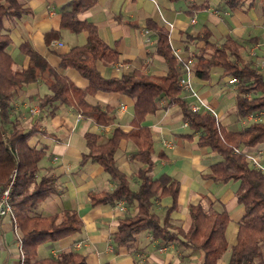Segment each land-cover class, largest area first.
I'll use <instances>...</instances> for the list:
<instances>
[{"label":"crops","instance_id":"0c3cea01","mask_svg":"<svg viewBox=\"0 0 264 264\" xmlns=\"http://www.w3.org/2000/svg\"><path fill=\"white\" fill-rule=\"evenodd\" d=\"M18 1L26 11L5 21L12 38L7 51L13 56L16 67L28 64L29 58L20 46L29 41L60 73L77 86L86 88L90 83L87 77L75 67H61L60 64L65 53L74 46L86 44L90 37L89 30L75 31L62 23L64 12L72 10L73 0ZM223 5L222 0H210L208 6L201 7L194 6L190 0H94L90 7L77 13V18L92 22L98 38L117 51L115 60H96V67L105 78H119L135 69L151 76L166 74V57L158 50L161 27L168 32L173 49L193 62L197 56H210L206 37L220 44L226 36H232L242 42L243 58L264 74V0H245L243 5L232 10ZM220 74V70L213 69L210 78L203 79L193 72L192 85L196 93L181 89V96L191 107L199 104L209 109L228 129H241L252 120L237 115L239 84L232 82V76L221 77ZM50 92L47 77L27 84L16 96L11 114L18 125L26 129L38 125L45 131L30 139L32 144L45 150L37 176H50L57 189L35 211L49 215L65 208L75 209L84 225L77 233L41 243L37 256H57L73 249L86 253L87 264H203L202 250L193 251L178 240L160 244L151 230H143L132 240L118 244L113 234L118 231L122 217L130 211L137 212L136 204L129 205L124 200L97 204L89 201V191L112 190L116 183L103 166L93 162L80 165L83 153L88 151L85 133L94 132L99 142H105L116 127L130 130L134 99L111 90L88 93L89 102L98 103L104 110L107 106L111 109L109 112L114 120L103 125L59 100L41 107L40 97ZM252 115L264 121V111ZM143 123L152 129L153 177L168 174L181 184L178 208L171 213V221L187 231L192 222L189 205L199 202L229 212L228 249L217 260V264H228L231 247L237 242L238 222L244 214L236 195L239 182H216L205 175L222 156L200 145L199 133L193 138L184 135L192 129L178 104L163 98ZM245 150L254 158L253 163L257 165L259 160L264 165V141ZM136 151L137 145L123 138L116 152L118 165L128 173L133 189L140 182L137 171L141 163L130 159ZM171 202V196L165 195L155 200L153 209L162 217ZM19 231L9 216L0 222V264H21V248L16 235Z\"/></svg>","mask_w":264,"mask_h":264},{"label":"trees","instance_id":"16d2710c","mask_svg":"<svg viewBox=\"0 0 264 264\" xmlns=\"http://www.w3.org/2000/svg\"><path fill=\"white\" fill-rule=\"evenodd\" d=\"M94 0H73L72 10L64 12L62 23L75 31L87 29L89 40L82 46H74L62 56L61 67L72 66L90 80L86 88L77 86L66 75L54 68L47 59L37 52L29 41L21 44V50L29 60L22 68L15 65L13 56L7 51L12 38L7 31L5 21L21 16L26 10L18 0H0V196L3 188L11 180L14 183L10 192L14 208V219L22 233L21 247L24 258L21 264H87V255L73 249L62 251L57 256L39 258L38 246L46 241H56L82 230L84 221L75 209H62L49 215L36 212L38 205L57 189L52 178L43 174L37 176L39 162L45 155L43 147L38 148L30 142L35 134L42 132L38 125L24 128L15 123L11 114L14 100L19 92L31 82L47 77L51 92L39 99L43 107L47 103L59 100L61 103L74 106L97 124L107 125L113 122L114 116L102 109L98 103L86 99L88 93L94 94L99 89L118 91L134 99L133 127L124 130L116 127L105 142H99L94 132H86L88 151L83 153L80 165L87 162L103 166L116 185L112 190L89 191V201L97 204L106 201L124 200L127 204H136V213L128 212L120 219L119 228L113 234L118 244L132 240L143 230H151L160 244L178 240L183 246L204 252L203 264H217V260L228 249L226 236L230 214L227 209L219 211L202 202L189 205L192 222L187 231L171 221V213L178 208L180 181L168 174L154 178L152 171L154 140L152 129L143 122L146 116L154 113L163 98L178 104L188 121L193 138L200 134L198 143L208 147L222 156V160L211 165L205 174L216 182H239L236 195L244 208L239 219L237 242L232 245L228 264H264V169L253 163L245 151L246 147L264 141V121L252 120L238 130L228 129L209 109H193L181 96L179 79L182 68L170 42L168 32L161 27L158 50L166 57L168 71L164 75L151 76L135 69L122 77H103L96 67V60L105 58L115 60L117 51L101 41L97 36L96 26L87 20L77 18V13L91 6ZM194 6H208L210 0ZM224 7L234 9L243 5L245 0H222ZM206 46L210 56H197L194 62L195 75L209 79L211 71L218 69L220 76H232L239 79L236 112L240 117L264 111V74L245 60L241 53L242 42L232 36L217 44L208 37ZM132 140L137 151L130 156L131 160L141 163L137 171L140 180L137 188L130 185L126 171L120 168L116 152L121 139ZM165 195L172 198L164 216L154 209L156 199Z\"/></svg>","mask_w":264,"mask_h":264},{"label":"built area","instance_id":"2783aa9c","mask_svg":"<svg viewBox=\"0 0 264 264\" xmlns=\"http://www.w3.org/2000/svg\"><path fill=\"white\" fill-rule=\"evenodd\" d=\"M148 31V29L146 30ZM175 54L177 55L179 62L181 64V68H182V75L179 79V84L181 89L183 90H187L190 91L192 94H195L196 91L192 85V77H193V72H194V62L191 58H185L183 57L180 52L178 50H174ZM232 82L234 83H238L239 79L236 77H233ZM192 108L195 110H199L201 108V105L199 104H193ZM216 115V114H215ZM249 120H259L258 116L256 115H252L249 114L247 115ZM246 117V116H245ZM246 151V150H245ZM247 152V151H246ZM251 158H253L251 156ZM254 159V158H253ZM258 162L257 165L260 166L262 169H264V165L261 164L259 162V160H257ZM14 178H15V174L13 173L11 176V180L9 181V183L3 188L1 196H0V222L6 217L9 216L11 221L12 219H14V208L11 202V197H10V192L14 183ZM121 209L125 210L124 206H121ZM19 244H20V248H21V262L24 258V254L22 252V247H21V237H22V233L19 231V234H16Z\"/></svg>","mask_w":264,"mask_h":264},{"label":"rangeland","instance_id":"374dc122","mask_svg":"<svg viewBox=\"0 0 264 264\" xmlns=\"http://www.w3.org/2000/svg\"><path fill=\"white\" fill-rule=\"evenodd\" d=\"M236 84V83H235ZM237 84H239V82L237 83ZM12 176V175H11ZM21 232V231H20Z\"/></svg>","mask_w":264,"mask_h":264}]
</instances>
